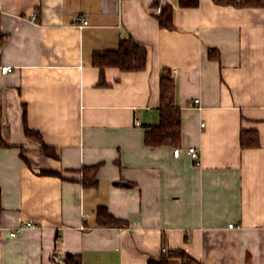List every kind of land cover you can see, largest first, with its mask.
<instances>
[{"label": "crops", "instance_id": "obj_1", "mask_svg": "<svg viewBox=\"0 0 264 264\" xmlns=\"http://www.w3.org/2000/svg\"><path fill=\"white\" fill-rule=\"evenodd\" d=\"M157 2L173 6V29ZM0 29V264H149L172 248L200 264H264V7L0 0ZM128 37L147 47L146 69L107 67L99 84L94 52ZM163 75L182 110L179 146L145 139ZM244 130L258 147L242 148ZM96 164L85 186L78 170ZM100 206L127 225L98 226Z\"/></svg>", "mask_w": 264, "mask_h": 264}, {"label": "trees", "instance_id": "obj_2", "mask_svg": "<svg viewBox=\"0 0 264 264\" xmlns=\"http://www.w3.org/2000/svg\"><path fill=\"white\" fill-rule=\"evenodd\" d=\"M199 0H180L183 7H192ZM222 4H232L238 7L255 6L264 7V0H216ZM160 5L159 2L155 6ZM161 11L155 15L160 27L173 29L174 9L170 4L160 5ZM8 35L0 29V52L7 42ZM215 50L210 49V57L218 56ZM148 49L145 45L132 37L124 38L115 49L96 51L93 54L92 63L100 69L99 84L104 83V72L107 67H117L122 71H142L147 67ZM160 122L151 126L146 131V143L150 146L172 145L179 146L182 140V110L176 103V84L170 75H163L160 84ZM25 135L35 141H39L46 154H50V147L46 145L38 131L30 128L24 114ZM260 145L257 130H244L241 134L242 148H254ZM99 165L84 166L80 170L85 186L96 187L98 184L97 172ZM96 223L98 226H125L127 222L115 217L106 206H100L97 210ZM179 260L180 264H200L199 261L182 248H172L163 252L157 259H152L149 264H174ZM66 264H82L78 255L68 254Z\"/></svg>", "mask_w": 264, "mask_h": 264}, {"label": "built area", "instance_id": "obj_3", "mask_svg": "<svg viewBox=\"0 0 264 264\" xmlns=\"http://www.w3.org/2000/svg\"><path fill=\"white\" fill-rule=\"evenodd\" d=\"M161 4H164V0H161ZM160 9H161V7H160ZM78 20L83 25H87L89 23V21L87 19H85V18H83L81 16L78 17ZM13 69H14V67L10 66V65L1 66V72L3 74L8 73V72L12 71ZM194 102L198 103L199 100L196 99ZM187 151L197 163H201L200 153H199V151L197 150V148L195 146L189 147ZM181 152H182V149L179 148V147L174 149V155L177 156V157L180 155ZM30 226H33L32 222H27L25 224V227H30ZM229 226L230 227H239V225H235L234 223H231ZM11 234L12 235H16L17 232H12Z\"/></svg>", "mask_w": 264, "mask_h": 264}, {"label": "rangeland", "instance_id": "obj_4", "mask_svg": "<svg viewBox=\"0 0 264 264\" xmlns=\"http://www.w3.org/2000/svg\"><path fill=\"white\" fill-rule=\"evenodd\" d=\"M177 262H179L178 260H176ZM180 264V263H179Z\"/></svg>", "mask_w": 264, "mask_h": 264}]
</instances>
